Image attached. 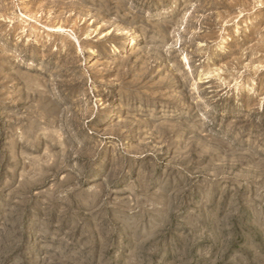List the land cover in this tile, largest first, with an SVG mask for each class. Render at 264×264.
Listing matches in <instances>:
<instances>
[{
	"label": "rangeland",
	"instance_id": "rangeland-1",
	"mask_svg": "<svg viewBox=\"0 0 264 264\" xmlns=\"http://www.w3.org/2000/svg\"><path fill=\"white\" fill-rule=\"evenodd\" d=\"M0 264H264V0H0Z\"/></svg>",
	"mask_w": 264,
	"mask_h": 264
}]
</instances>
